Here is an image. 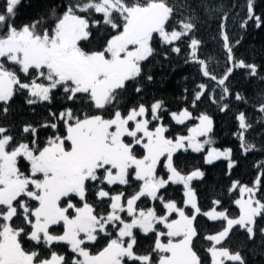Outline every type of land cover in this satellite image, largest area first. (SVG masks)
<instances>
[{"label":"snow or ice","instance_id":"1","mask_svg":"<svg viewBox=\"0 0 264 264\" xmlns=\"http://www.w3.org/2000/svg\"><path fill=\"white\" fill-rule=\"evenodd\" d=\"M19 4L20 0H5L0 11V103L7 105L18 91H27L30 105L51 103L54 90L59 89L68 101L84 99L87 110L65 107L58 114L49 112L54 122L40 127L54 131L43 144L38 142L37 128L31 124L22 129L31 135L30 141H17L9 128L0 126V264H203L193 247L198 235L194 225L197 215L225 222L222 230L205 237L212 242L206 250L211 264H245L241 253L230 250L223 242L236 226L244 229L249 239L255 237L256 218L264 217V201L256 195L264 171L252 186L233 182L230 191L238 192L239 198L234 201L238 216H230L227 209L217 211L220 200L213 201L216 207L202 212L191 182L204 173L199 169L182 173L173 157L180 150L201 152L206 145H212V118L204 113L193 116L188 108L170 112L178 125L198 121L186 135L173 138L166 135L169 127L160 114L167 111L164 101L148 106L141 103L126 111L121 110L120 103L129 83L141 76L143 62L154 56V40L173 45L188 37L191 61L198 63L202 75L221 86L225 95H231L226 81L234 69L247 68L255 76L257 66L235 60L227 32H223L231 63L220 77L210 72L208 62L197 54L201 41L190 35L195 24L181 20L179 30L172 27L169 22L174 9L167 0H75L62 15L53 13L52 25L42 30L38 28L41 20L16 26ZM247 8L248 17L242 27L249 20L257 27L264 24L255 15L253 0H248ZM95 14H100L101 19H95ZM101 24L109 26L113 34L101 49L86 50L82 42L89 41L91 29ZM171 51L180 53L181 49L174 46ZM9 63L16 68L9 67ZM197 88L193 108L208 91L204 83ZM135 91L139 93L141 88L137 86ZM209 98L216 102L214 95ZM236 99L245 98L237 93ZM228 107L223 104L221 111ZM259 110L264 112V103ZM3 111L7 113L8 108ZM237 119L240 131L236 135L241 148L248 152L255 147L245 142L244 134L251 125L243 112ZM221 158L229 160L230 168L233 166L230 148L221 151L209 147L206 163ZM21 159L29 164L27 172L21 171ZM162 161L167 179L157 172ZM132 181L139 183L130 193L105 190L111 185L131 187ZM169 184L183 185L184 207L160 194ZM93 187L97 201L108 204L107 211H97L88 202ZM142 198L159 201L166 211L158 214L154 207L138 206ZM187 206H191V214L186 213ZM53 226H62V233L50 231ZM136 229L145 235L155 234L152 252L134 251ZM260 231L264 233V229ZM100 237L107 238V243L93 252L91 246ZM25 242L34 247L26 248ZM61 243L67 244L73 254L67 259L52 248Z\"/></svg>","mask_w":264,"mask_h":264},{"label":"trees","instance_id":"2","mask_svg":"<svg viewBox=\"0 0 264 264\" xmlns=\"http://www.w3.org/2000/svg\"><path fill=\"white\" fill-rule=\"evenodd\" d=\"M75 0H20L17 6L15 24L17 27L30 24L33 21L41 20L39 29L50 27L52 25L55 13L56 16L62 15L69 3ZM169 6L173 7V16L170 19V25L179 30V21H191L195 24V30L191 33L196 39L201 41L198 49V56L208 62L209 71L220 77L224 74L230 65L227 50L224 47L222 33L227 32L229 44L232 47V55L235 60H243L246 64H255L257 74H249L247 68L234 69L232 75L226 81L231 95H225L222 87L215 81L204 77L200 65L190 59L189 38L184 37L181 41L174 42L173 45L161 44L158 41L153 42L156 52L142 64L141 76L135 82H130L126 90L122 93L120 108L126 111L128 108L138 106L143 103L146 106L151 105L157 100L164 101V107L167 111H162L163 122L169 127L166 133L171 137L177 135H186L189 127L194 126L198 121H188L185 125L176 124L169 113L188 108L193 116H199L201 113L207 114L213 120V131L210 137L212 145H206L201 152H194L191 149L187 151L180 150L173 159L176 166L182 173H190L193 170H201L204 176L200 179H194L191 182V188L194 190L198 206L202 212L210 211L214 200L222 202L221 209H227L230 216H238L239 209L234 201L238 197V192L230 191L235 181L240 184L251 185L257 176L264 171V112L259 110L260 105L264 103V24L257 27L252 20L248 21L246 27L242 23L248 17V0H167ZM5 0H0V11H3ZM253 9L255 15L264 20V0H253ZM227 19H224V17ZM95 19H101L100 14H95ZM171 30V27L169 28ZM92 36L89 41L82 42L86 50H99L113 34L112 29L106 25H99L91 29ZM174 46L180 47V53L171 51ZM24 80L23 74L19 73ZM152 79L148 80L147 77ZM204 83L208 86V91L192 107L194 93L199 91L197 85ZM139 86L141 91L137 93L135 87ZM215 92L212 93V89ZM244 97V100H237L236 94ZM215 96L214 103L209 97ZM221 95L224 99L221 100ZM51 103L43 102L30 105L27 103V91H18L12 100L4 105L0 103V126H5L11 130V133L17 141H30L31 135L22 132L26 125H33L37 128L36 136L38 142L43 144L47 138L53 135V129L40 127L42 123L53 121L54 118L49 112L59 113L65 107H72L74 110H87L84 99L72 102L68 101L62 90H54ZM228 104L226 111H221V106ZM7 107L5 113L3 108ZM243 112L246 122L251 127L245 132L246 144L255 147L245 152L241 148V140L236 133L240 131L238 114ZM60 131L63 132L61 126ZM202 139H206L203 137ZM209 147H215L219 150L231 149V160L233 166L229 167V160L219 159L213 163H206V156ZM140 152V149H137ZM259 165V167H257ZM21 171L27 172L29 164L21 159L19 161ZM157 172L167 179V171L163 167V161ZM132 186L111 185L105 186V190L115 189L130 193L137 187L139 182L132 181ZM183 185L169 184L167 189H161L165 200H172L178 206L184 207L186 196ZM93 187L88 194V202L96 207L97 211H107L106 202H98ZM258 198L264 201V176H261L260 191L257 192ZM143 203L138 202V206L143 208L154 207L158 214L166 211L159 201H152L150 198H142ZM188 214L192 213L191 206L185 207ZM175 214H173V217ZM130 219V218H129ZM15 221V218H14ZM223 221H213L204 215H197L194 225L197 229V237L193 240V247L201 256L203 264H211L210 254L206 251L212 242L205 239L208 235H214L222 230ZM16 226H22L18 223ZM164 230L162 225L157 226ZM264 217L256 218L254 238L249 239L246 231L239 226L233 228L229 237L223 242V245L232 251H239L245 261V264H264ZM50 231L62 233V226H53ZM137 243L134 251L138 254L152 252L156 236L154 233L143 234L139 229L134 230ZM115 235V233H113ZM107 243V238L100 237L92 247L96 252L103 248ZM26 248L34 247V244L25 242ZM52 248L59 253L65 254L66 259L73 255L67 244H53ZM46 251V250H45ZM153 259L157 257L153 255ZM126 264H139L135 261H126ZM236 264V262H228Z\"/></svg>","mask_w":264,"mask_h":264},{"label":"rangeland","instance_id":"3","mask_svg":"<svg viewBox=\"0 0 264 264\" xmlns=\"http://www.w3.org/2000/svg\"><path fill=\"white\" fill-rule=\"evenodd\" d=\"M8 66L9 67H13V68H16V66H14V65H11L10 63L8 64ZM17 70V72H19L18 71V68L16 69ZM155 123V122H154ZM164 123V122H163ZM152 125H150V127H151ZM167 135V134H166ZM203 137H201L200 139L201 140H204V139H202ZM222 151V150H221ZM232 161V160H231ZM233 162V161H232ZM241 185H247V184H241ZM253 184H251V185H248V186H252ZM257 195V194H256ZM257 198H258V195H257ZM259 199V198H258Z\"/></svg>","mask_w":264,"mask_h":264}]
</instances>
